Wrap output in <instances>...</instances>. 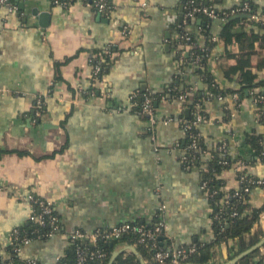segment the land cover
I'll use <instances>...</instances> for the list:
<instances>
[{
  "label": "crops",
  "instance_id": "1",
  "mask_svg": "<svg viewBox=\"0 0 264 264\" xmlns=\"http://www.w3.org/2000/svg\"><path fill=\"white\" fill-rule=\"evenodd\" d=\"M242 1L214 4L233 7ZM253 1L264 5V0ZM111 2L113 9L105 13L82 0L67 6L54 0H20L14 11L0 1V253L5 257L13 229L27 224L32 213L26 198L30 192L54 202L63 223V231L22 246V258L42 264L57 263L75 229L91 235L123 222H156L160 203L166 206L161 217L167 225L165 245L213 235L202 171L182 163L187 132L180 119L190 115L189 106L179 98L162 97L156 103L159 121L152 124L147 114L133 110L131 101L136 90L165 91L180 54L191 48L179 41L184 0ZM202 22L198 17L184 26L201 43ZM221 22L213 19L218 42L209 64L222 84L238 87L221 66L236 59H218L225 52ZM113 44L118 50L96 81L99 89L85 96L92 85L93 55ZM232 50L238 52L239 46ZM262 53L259 49L253 55L254 62ZM257 75L264 79V68ZM186 76L198 89H206L194 66ZM38 99L44 100L40 115ZM224 101L229 99L206 100L208 117L196 127L211 149L227 141L234 162L220 177L230 189L239 186L240 169L264 178V158L249 141L264 134V121L251 97L239 106ZM249 201L262 205L264 187H254ZM236 249V243L221 245L218 261L224 263Z\"/></svg>",
  "mask_w": 264,
  "mask_h": 264
},
{
  "label": "trees",
  "instance_id": "2",
  "mask_svg": "<svg viewBox=\"0 0 264 264\" xmlns=\"http://www.w3.org/2000/svg\"><path fill=\"white\" fill-rule=\"evenodd\" d=\"M11 1L17 3V5L20 3V0ZM54 1L61 4L66 2V4L69 5L76 0ZM199 1L202 2V4L213 5L218 11L220 17H222L223 11L230 12L232 9H238L245 6V4H248V7L245 10H237L235 13H228L226 19L221 22V29L219 32V37L224 40L225 52L220 55L218 59L219 61H221L222 58L230 57L236 59V62L233 64L224 62V64L221 63V66L224 69L225 77L231 81L235 80L238 82V87L222 84L215 73L211 70L209 63L214 53L213 48L218 42L217 39H212V36L214 35L211 28L213 19L207 17L203 12L187 15L191 9V5L187 3V0H184L182 10L183 20L180 21L182 25H180L179 31L181 34L186 31L185 21L188 24L196 21L198 17H202L203 22L200 25V29L204 42L201 43L197 38L198 36L193 32H189L190 35H192V42L186 41V39L180 35L179 41L190 43L191 48L187 54H180L181 60L178 70L173 81L166 87L165 91L152 92L146 90L141 93L140 96H142V98H140V96H135L131 99L133 110L139 114H146L142 112L144 93H148L154 97L153 104L156 116V103L160 98L167 97L178 99L180 94H185L186 100L183 101H185L191 110L189 116H182L185 120L195 119L197 111L205 114L207 119L208 115L205 111V101L212 98H219L218 95L231 96L234 92H238L239 97L237 103H239V105L243 98L251 97V99H253L258 94L264 95V79H257L258 71L264 68V53L260 55V58L256 62L253 60V55L258 53L259 49H264V17H261L260 19L255 18L256 13L264 14V5L260 7L253 0H243L241 3L234 5L233 7H218L215 5V0ZM91 2H94V0H91ZM109 2L113 8L111 0ZM91 6L98 10L94 3ZM238 13H245L246 15L229 19L232 15ZM234 44L239 46L238 52L232 50ZM117 48L118 47L115 44L110 46L104 45L102 49L95 52L96 54L93 55L91 61L94 68L97 64H100L101 69L93 74L92 85L87 88V91L84 93L85 96L97 92L99 87L96 85V81L102 79L106 69L112 64L114 60L113 53L118 50ZM197 55L200 56L198 60L196 59ZM191 65L196 68L197 72L204 80L206 84L205 90H200L195 84L187 81L186 71ZM209 92L213 94L210 95ZM229 101H224V104H228ZM239 105L237 104L236 106ZM257 106H259L258 111L260 113V120L264 121V98L262 101L257 102ZM38 108L43 110L44 100L42 101V105L38 106ZM228 112L229 108L227 109V113ZM186 132L187 138L183 144V147L185 148L184 156H187L188 159H192V162H187L183 156L182 163L187 167H200L202 171L201 184L204 181L207 182L206 186L202 189L208 195L213 219L212 237L210 239H198L192 241L196 242L197 248L195 251L189 253L186 261L196 264H211L212 262L221 263L218 259L215 260V258L219 253V247L223 241H226L229 247L235 243L237 245V249L230 252L229 258H231L255 244L264 236V227L259 221L261 212L264 210V202L262 205L256 206L249 201L250 194L254 187H264V178L251 173L248 169H240L237 172L239 186L230 189L226 188L225 180L220 177V173L224 168L231 167L234 162V159L228 156V143L225 148L222 147L227 141H222L217 144L216 148L211 149L208 147L203 135L200 134L199 129L193 127L191 132L194 133L197 139V147H193L191 146L192 138L190 136V131L186 130ZM249 141L256 147V151L260 154V157L264 158V134L260 136H252L249 138ZM242 175H244V181H240ZM249 179H262L263 181L261 183H251L250 191H245L243 186L249 182ZM236 191H239V194H235ZM35 195L44 198L37 193H35ZM33 208H36V212L38 213L39 207L36 204ZM54 214L59 218L56 229H54V226L51 224L50 219L46 214L44 215V223L30 216L27 224L17 226L15 228L18 231L17 234L14 232L12 233V242L8 243L6 246L8 256L5 257L0 253V264H29L26 258L20 256V251L17 250V248L24 245V238H31L32 240L38 238L47 239L51 237V235H49L50 232L53 231L55 234L63 231L61 215L56 208ZM132 223L137 224L138 222ZM142 223L149 225L155 224V222ZM255 226L256 229H253ZM89 240L90 236L85 238H74L70 235L69 243L56 264H78L77 251L79 246L88 249L102 248L106 251L105 256L88 257L80 264H107L113 250L127 244L135 245L148 264H159L153 258L154 248L147 245L146 242L140 241L139 234L135 231L130 230L124 232L117 238L110 239H105L99 236L95 244L91 243ZM162 241L165 242L164 238H162ZM191 243L185 245H190ZM38 262L42 264L40 261ZM112 264H141V262L138 256L132 250L128 249L120 253ZM236 264H264V253H260V248H258L241 258Z\"/></svg>",
  "mask_w": 264,
  "mask_h": 264
},
{
  "label": "built area",
  "instance_id": "3",
  "mask_svg": "<svg viewBox=\"0 0 264 264\" xmlns=\"http://www.w3.org/2000/svg\"><path fill=\"white\" fill-rule=\"evenodd\" d=\"M2 3H6L9 5V9L14 11L17 9V3L12 2L11 0H0ZM83 2H85L88 5H92L94 3V5H96V7L98 8L99 11L101 12H105L108 13L109 11H111L113 8L110 5V0H94V2H91V0H82ZM187 3L189 5H191V9L190 11L187 13V15H192L193 13H198V12H203L207 17L209 18H218L219 13L216 10V8L213 5H208V4H202V2H200L199 0H187ZM65 5L66 2H64ZM248 7V4H245V6L238 8V9H232L230 12L227 11H223L222 17H220L221 20H225L226 19V15L228 13H235L237 10H245ZM264 13V11H263ZM261 17H264V14H259L256 13L255 14V18L256 19H260ZM128 27L125 26L123 29L124 33H128L129 29H127ZM182 37H184L186 39V41H190L192 42V35H190V33L188 31L184 32L182 34ZM218 38V36L213 35L212 39L216 40ZM200 56L197 55V60ZM101 69V65L97 64L96 67L93 69V74L98 72ZM1 90V89H0ZM142 93L141 90H136L133 91L131 94V98L135 97V96H140ZM210 95H212L213 93L209 92ZM219 99L221 100H232V102L234 104H238L237 103V99L239 97L238 92H234L231 96H224V95H218ZM140 98H142V96H140ZM179 99L181 100H186V96L185 94H180L178 96ZM264 98L263 94H258L253 98V102L256 104L257 106V102L262 101ZM154 97H152L151 95H149L148 93H144V99L142 102V112L146 113L152 124H155L159 121V118L156 116L155 111H154ZM241 104V103H240ZM38 105L41 106L42 105V101L40 99H38ZM199 106V104H198ZM257 109H259V106H257ZM42 113V111L40 109L37 110V114L40 115ZM172 118H166L164 119V121H170ZM206 119V115L203 114L200 111L196 112V117L193 120H185L183 118H181L180 120L183 122L184 128L188 131H190V136L192 138V143L191 146L193 147H197V139L196 136L194 135V133L191 132L193 127H196L198 125V123H200L201 121H204ZM227 142H225L223 144V148L226 147ZM184 158L186 159L187 162H192V159H188L187 156H184ZM240 181H244V175H242L241 180ZM263 180L262 179H249V182L246 183L243 188L245 191H250V184L257 182V183H261ZM206 181H204L201 184V187L204 188L206 186ZM235 194H239V191H236ZM26 198L28 199L29 203L31 204L32 207V213H31V217L39 220L40 222L44 223L45 219H44V215L46 214L47 217L50 219L51 224L54 226V229L57 228L58 226V221L59 218L56 214H54V210H55V204L54 202L47 200L45 198H41L35 195V193L30 192L26 195ZM37 205L39 207V211L38 213L36 212V208H33L34 205ZM166 206L164 203H160L158 205V209H157V213H158V217L159 219L155 222L154 225H149V224H145V223H137V224H133L132 222H123L120 223L118 225H115L111 228H104V229H98L96 230L95 233L89 235L87 234L85 231H83L82 229H75L70 235L74 238H85L87 236H90V242L95 244L99 238V236L105 238V239H110V238H117L119 236H121L124 232H128L130 230L135 231L139 234V240L142 242H146L147 245L151 246L152 248H154V255L153 258L155 259L156 262H158L159 264H185L188 263L186 261V259L189 256V253L195 251V249L197 248V244L196 242H192L190 245H185V244H180L178 246L175 247H169L167 245H165L164 241H162V236L166 233L165 229L167 227L165 221L161 218L164 210H165ZM261 224L263 225L262 221H264V210L261 212L260 215V220ZM258 221V222H259ZM257 222V225H258ZM264 227V226H263ZM253 229H256V226L253 227ZM17 234V230L13 229L12 233ZM12 233H11V237H10V242H12ZM49 235H54V232H50ZM32 239L31 238H24V244L30 242ZM160 242V243H159ZM221 245H228L226 241H223L221 243ZM22 246L18 247L17 250H21ZM260 253H264V246L262 245L260 247ZM106 255V251H104L102 248H97V249H88L82 246L78 247V251H77V263L80 264L82 262H84L88 257H95V256H105ZM60 258V257H59ZM58 258V259H59ZM218 259V255L216 256L215 260ZM26 260L29 262V264H40L38 262L37 259L35 258H26ZM211 264H220V263H211Z\"/></svg>",
  "mask_w": 264,
  "mask_h": 264
},
{
  "label": "water",
  "instance_id": "4",
  "mask_svg": "<svg viewBox=\"0 0 264 264\" xmlns=\"http://www.w3.org/2000/svg\"><path fill=\"white\" fill-rule=\"evenodd\" d=\"M46 13H41L40 15H43ZM246 15L245 13H238V14H234L232 15L229 19H234L237 18L239 16H244ZM262 245H264V236L255 244L251 245L250 247L244 249L243 251L239 252L237 255L229 258V254H227V260L224 263H220V264H236L241 258H243L244 256H246L247 254L251 253L252 251L257 250L258 248H260ZM125 249H130L132 250L139 258L141 264H148V262L144 259V257L142 256V254L140 253L139 249L132 244H127L124 247L120 248V249H115L112 254L111 257L109 259V261L107 262V264H112L116 257L122 253ZM185 264H196V263H185Z\"/></svg>",
  "mask_w": 264,
  "mask_h": 264
}]
</instances>
